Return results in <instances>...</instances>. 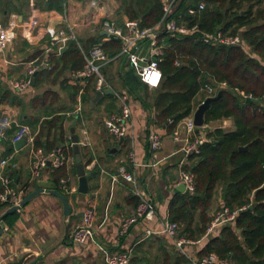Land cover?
<instances>
[{"label": "trees", "instance_id": "trees-1", "mask_svg": "<svg viewBox=\"0 0 264 264\" xmlns=\"http://www.w3.org/2000/svg\"><path fill=\"white\" fill-rule=\"evenodd\" d=\"M69 1L36 0L35 5L41 10H56L68 17L80 6L85 9L88 0H75L79 5ZM116 1L118 8L113 12L118 23L122 24L126 18L138 19L142 27H149L162 17L161 0ZM200 1L205 3L203 10H198ZM191 7L196 8L194 13L189 11ZM173 17L178 23L198 25L199 31L193 35L164 34L167 46L160 62L163 79L159 87L151 91L125 56L115 58L103 67L102 73L112 90H125L141 102L149 112L150 123H159L169 131L196 111L208 97V86L217 87L221 82L227 83L222 88V96L213 101L206 111L205 123L232 119L234 127L230 130L222 127L211 130L200 152L190 156L186 168L195 174L196 190L188 193L178 186L175 188L168 205V220L180 224L181 235L201 240L191 247L199 248L196 249L198 258L216 254L229 264H264V0H180ZM83 18L84 13L79 22ZM218 30L228 35L240 34L248 50L242 46L203 40V34ZM78 38L88 49L101 36L90 31V34L78 35ZM67 45L64 53L51 55L53 69L45 68L37 72L34 86L39 87L49 79L53 82L60 80V85L67 89L71 106L63 103L55 107L53 102L47 103L49 98L54 101L58 97L54 89L48 88L41 96L32 98V107L41 104L42 109L29 115L25 112L26 103L22 98L12 94L9 89L2 94L3 100L22 107L20 122L31 127L35 146L46 151L60 146L67 151L66 146L72 144L71 135H67V132L75 118H69L66 113L75 108L81 86L70 84L67 73L82 68L85 61L75 41ZM104 47L111 57L120 51V43L116 40L104 43ZM114 66L117 82L112 83L114 78L109 70ZM95 82L96 79L91 78L82 94L84 112L91 110L89 103L96 94ZM105 99L108 100V111L116 109L114 94L105 96L99 103ZM66 122L69 123L67 126ZM246 145H249V149H240ZM77 147L82 152L83 147ZM75 148V145H70L68 151L74 154ZM52 169L55 188L63 192L61 179L68 181L69 178L66 166ZM10 184L13 186L12 182ZM3 190L4 186L0 192ZM135 198L138 200L137 207L140 198ZM217 203L218 206L222 203L232 210H238L237 218L234 223L224 225L205 237L211 212ZM2 206L9 207L6 203H2ZM147 240L158 242L156 263L160 260L161 264L192 261L182 253L162 246L161 242L167 240L160 235L148 236ZM143 246L144 243H141L133 248L130 264L148 261V251Z\"/></svg>", "mask_w": 264, "mask_h": 264}, {"label": "crops", "instance_id": "crops-1", "mask_svg": "<svg viewBox=\"0 0 264 264\" xmlns=\"http://www.w3.org/2000/svg\"><path fill=\"white\" fill-rule=\"evenodd\" d=\"M69 2L79 5L75 0ZM35 4L36 0H0V189L2 186L5 187L4 178H7L9 183L12 182L13 186L11 184L10 186L13 188L27 186V194L37 188L58 189L55 188L52 167L45 168L41 178H31V162L34 157L32 145L25 141L21 148H17L13 141L18 125L22 124L20 121L23 109L17 104L3 100L2 94L9 89L12 94L22 98L26 103L25 112L29 115L41 110V104L34 108L31 101L32 98L41 96L48 89L33 92L44 82L39 87L32 85L27 91L18 93L9 86V79L23 77L29 63L46 47L49 39L48 26L59 28L67 21L70 24L79 22L78 19L84 13V8L80 6V8L77 7L78 10L70 12L65 18L64 14L56 10H41ZM86 29L88 28L78 25V35L90 34L91 30ZM64 47L66 49L63 52L58 50L53 55L59 52L64 53L68 45ZM67 75L69 76V72ZM111 77L114 78L112 83L117 82L114 74ZM69 83L72 84L70 78ZM107 90L112 88L105 91ZM55 91L58 92V90ZM113 92L114 90L109 94ZM109 94H105L100 101ZM57 96L58 100L56 98L51 101L49 98L47 103L53 102L55 107L65 103L59 94ZM99 102L93 106L89 103L91 110L84 112V125L88 132L87 144L83 143L85 137L81 132L82 122H77L75 125V131L80 137L78 146L83 147L82 152L79 149V153L86 163V171L88 174L97 172L96 176L89 181L88 192L81 193L78 190L77 164L75 153L71 154L68 151L70 144L66 146V152L71 156V160L65 166L69 186L73 190L69 192L63 189L64 191L60 192L66 197L72 213L65 215L64 205L59 197L41 192L26 206L15 212L13 217L6 216L0 222V264H106L103 259L105 250L129 251L131 254L133 248L141 243H144V248L158 250V242L147 240L142 223L133 226L129 234L120 236V222L134 212L133 209L136 208L138 201L135 196L139 197L136 193L137 189L154 201L157 213L154 226L160 228L161 223L168 220L169 201L177 187L175 181L181 156L177 150L180 144L174 140L173 131H169L165 126L157 125L156 122L150 123L149 112L143 108L139 100L131 96L130 106L133 112L131 127L124 142L119 145L108 134L104 125L100 126L98 120L96 121L97 111L106 109L108 100ZM115 104L117 109L118 104ZM69 112L66 114L72 118L68 115ZM108 113L110 111L106 114ZM213 123L210 124L213 125ZM65 124L67 126L69 123ZM71 124L67 135H71L72 138ZM151 131L160 132L163 136V147L159 153L161 161L157 165L145 167L140 164L151 159L148 139ZM72 144L74 145L73 142ZM114 148L116 151H113ZM131 154L138 163L134 164L130 161ZM3 159H7L5 165L1 164ZM121 165L134 174L136 186L118 176ZM113 177H117V181L113 182ZM62 180L65 179H61V183ZM151 187L153 192L150 191ZM89 201L97 203L98 214L95 220L92 250L81 255L71 244L69 235L73 222H79L81 217H78V214ZM8 208L3 207L0 202V216ZM161 244L170 251L178 252L168 241ZM191 249V256L198 257L196 249L199 248ZM161 263L160 260L158 264Z\"/></svg>", "mask_w": 264, "mask_h": 264}, {"label": "built area", "instance_id": "built-area-1", "mask_svg": "<svg viewBox=\"0 0 264 264\" xmlns=\"http://www.w3.org/2000/svg\"><path fill=\"white\" fill-rule=\"evenodd\" d=\"M161 1L163 12L161 19L153 26L142 27L138 19L126 18L122 24L118 23L111 16V11L105 9L104 0H88L84 9L85 18L82 21L73 24L67 21L64 26L59 28L47 27L49 39L46 47L42 53L29 63L26 74L23 77L9 79V86L18 93L27 91L32 87V80L39 70L45 68L49 70L53 69L54 63L50 60L53 52L61 50L68 42L75 41L83 53L85 62L82 68L69 72L70 82L72 84H79L81 89L77 95V104L68 115L75 118V120L80 119L82 122L81 132L85 137L83 143L87 144L88 132L84 125V105L82 100V94L87 82L91 78L96 79L94 87L96 92L109 89L110 86L102 73V69L118 56H125L140 79L150 88H157L163 79L160 62L167 46L164 34L193 35L199 31L198 25L190 26L178 23L173 17L180 0ZM204 8L205 3L200 1L198 10H203ZM189 11L194 13L196 8L191 7ZM65 18H67L66 15ZM78 25L90 29L92 33L99 34L101 36L100 40L92 44L88 49H85L78 38ZM113 36L120 39V41L116 40L120 43V51L115 57H111L110 52L104 47V43L115 40L112 38ZM203 40L214 44L242 46L248 50L247 43L240 34L228 35L218 30L203 34ZM176 64H179V62H176ZM154 75L155 82H153ZM226 86V82L219 83L217 87L208 86V97L216 95L219 89ZM113 94L118 108L106 114L102 119V123L108 134L116 143H119L121 138L127 136L131 127L133 118L130 106L131 95L125 90H117ZM214 129L210 123L197 126L194 121V113H192L181 120L172 132L174 140L180 144L177 152L181 155L178 162L179 170L175 186H184L185 192L194 193L196 190L195 174L186 168L189 158L192 154L200 152L201 146L208 141V133ZM34 137L35 135L27 124L18 125V129L13 137L14 142L25 138L26 142L32 145L34 150V157L31 162L32 179L41 178L45 168H59L69 163L71 156L67 154L63 146L46 151L42 147L34 146ZM148 139L151 159L140 164L145 167L157 165L161 161L159 153L163 147V136L160 132L151 131ZM129 157L131 162L134 164L138 163L133 154ZM6 163L7 159L1 161L2 165ZM118 176L135 186L137 184L134 174L129 172L124 165L119 167ZM115 181H117V177H113V182ZM4 184V190L0 192V202L8 204L9 207L20 204L27 195L28 187L13 188L10 186L7 178H4ZM62 186L66 191L70 192L73 190L68 185L67 180H62ZM136 193L140 197V202L131 215L121 220L120 236L129 234L133 226L142 223L146 237L160 235L178 252L189 257L193 264H229L216 254H209L202 258L191 256L190 248L198 245L201 240H193L181 235L179 232L180 224L177 222L167 220L161 223L160 228L155 227L154 221L156 220L157 213L153 199L146 194L143 195L138 189ZM82 212L83 216L74 226L69 238L71 244L77 248V252L84 255L92 250L95 220L98 214L97 203L89 201ZM237 215L238 210H232L221 203L211 216L212 218L207 226L205 237L211 235L224 225L234 223ZM103 252V259L106 264H130L131 256L129 251L111 252L105 250Z\"/></svg>", "mask_w": 264, "mask_h": 264}, {"label": "water", "instance_id": "water-1", "mask_svg": "<svg viewBox=\"0 0 264 264\" xmlns=\"http://www.w3.org/2000/svg\"><path fill=\"white\" fill-rule=\"evenodd\" d=\"M102 35H104V33H102ZM115 40L120 41L119 38L117 37H112ZM66 48H62L61 52H63ZM35 84V77L32 80V85ZM224 90L221 89L217 92L216 95L214 96H209L207 97L196 109V111L194 112V121L195 124L197 126H202L205 123V113L206 111L209 109L211 103L213 101L218 100L222 94H223ZM112 93V90H107V91H98L96 93V96L90 101V105L93 106L96 103H98L100 101V99L105 95V94H109ZM77 123V120H74L71 124V132H72V142L74 143V145L76 146L75 148V160H76V164H77V174H78V190L81 193H87L89 190V181L96 176L97 172L93 171L92 173L88 174L86 171V163L82 160V157L79 153V148L77 147L79 145L80 142V137L79 134L76 133L75 131V125ZM125 138H121L119 145H121L124 142ZM26 139L23 138L21 140H18L17 142H15V145L17 148H21V146H23L25 144ZM241 150H247L249 149V145L246 146H242L240 147ZM113 151H116V149L114 148ZM179 188L183 189V191H185L184 186H178ZM41 192H47V193H51L56 195L57 197L60 198V200L63 202L64 205V213L65 215H70L72 213L71 210V206L69 205L66 197L64 196V194H62L60 191L58 190H54V189H43V188H37L36 190L28 193L23 200L20 202V204L18 205H14L9 207L1 216H0V222H2V220L10 215L13 214L15 212H18L22 207L26 206L35 196H37L38 194H40ZM83 216V212H80V214H78V217H82ZM0 229H1V225H0Z\"/></svg>", "mask_w": 264, "mask_h": 264}, {"label": "rangeland", "instance_id": "rangeland-1", "mask_svg": "<svg viewBox=\"0 0 264 264\" xmlns=\"http://www.w3.org/2000/svg\"><path fill=\"white\" fill-rule=\"evenodd\" d=\"M72 1L74 2V0H72ZM104 4H105V9H109L111 11V14H112L111 16L114 18L115 17L114 9L118 8L117 1L116 0H104ZM86 30H88V29H86ZM109 71H110V73H112V74L117 76L116 66L111 67ZM46 88H52V89L58 90L57 93L59 94V96H61V100H63L67 104V106H71L70 105L71 104V102H70L71 100L68 99L69 97H68V94H67V89H66L65 86H61L60 85V80L57 81V82H53L51 79H49V80L45 81L44 84H42V86H40L37 90H35L33 92L34 93L35 92H41V91H43ZM149 89L151 91H153L152 88H149ZM199 97H200V95H199ZM107 112H108V110H106L105 108H102L101 110L97 111V113H96L97 114L96 121L98 120V122L100 123V126L103 125L102 124V119L106 115ZM157 125H159V123ZM153 126H154V124H153ZM212 126H213V128L223 127L226 130H230V129H232L234 127L232 119H224V120L214 121ZM150 191L153 192V188L152 187L150 188ZM218 208H219V206H218V203H217V205L213 208V210L211 212V216ZM135 209L136 208H134L133 211H135ZM76 223L77 222H73L74 225L70 229V233L72 232V230H73L74 226L76 225ZM145 250L148 251V255L147 256L149 257V259H148V261L146 263H143V264H158V263H156V259H155L156 258L155 255L157 254L158 250H154V248L153 249L152 248H145ZM182 264H193V262L192 261L191 262H186L185 261Z\"/></svg>", "mask_w": 264, "mask_h": 264}, {"label": "snow or ice", "instance_id": "snow-or-ice-1", "mask_svg": "<svg viewBox=\"0 0 264 264\" xmlns=\"http://www.w3.org/2000/svg\"><path fill=\"white\" fill-rule=\"evenodd\" d=\"M153 82H155V75H154V78H153Z\"/></svg>", "mask_w": 264, "mask_h": 264}]
</instances>
